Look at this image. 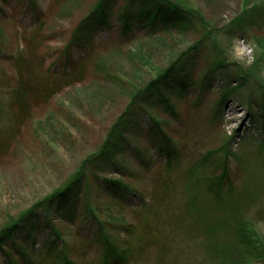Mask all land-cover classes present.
I'll return each mask as SVG.
<instances>
[{
    "label": "rangeland",
    "instance_id": "374dc122",
    "mask_svg": "<svg viewBox=\"0 0 264 264\" xmlns=\"http://www.w3.org/2000/svg\"><path fill=\"white\" fill-rule=\"evenodd\" d=\"M170 1L0 0V264H264V0Z\"/></svg>",
    "mask_w": 264,
    "mask_h": 264
},
{
    "label": "trees",
    "instance_id": "16d2710c",
    "mask_svg": "<svg viewBox=\"0 0 264 264\" xmlns=\"http://www.w3.org/2000/svg\"><path fill=\"white\" fill-rule=\"evenodd\" d=\"M142 1H144L143 3H145L148 0H142ZM165 2L166 3H163V5L162 4L161 5H154V7H152L150 10H145L146 8H144V10H142V9L141 10H132V9L127 10L125 12V14L120 17V19L122 20L121 21L122 22V25H121L122 26V32L119 31L118 36L120 38H122L121 41H124V42L128 41L130 38H132L131 37L132 32H135V31H140V32L144 31V33L147 37V36H152L153 32L156 31L158 26L166 27V31L170 32L171 28L183 27L185 24L189 25L190 23H194L196 20H199L200 23L202 21V23H203L202 16L196 12L190 11L185 6V4L183 2L177 1L176 4L171 3L170 0H165ZM145 5H146V3H145ZM107 6H108V4L106 1V4L104 3V6L100 9V12L92 15L90 17V21L88 23H90L91 25L99 24L103 28L108 27L110 25L111 15L108 13ZM185 21L187 23H184ZM181 22H183L182 26H181ZM164 24H168V25L165 26ZM186 63L187 62H185L184 64H186ZM183 67H185V65ZM175 68H177V65L176 66L174 65V67H172V69L167 71V73L164 75L163 78H160L157 82L152 84V86L150 85V87L147 89V91H145V95L143 96L144 99L140 102V105L142 103H145L147 101V98H150L151 95L153 96L156 93L162 94L163 92L169 90V88L172 84V82L170 81L171 79H169V78H170V76H172V74L174 72L173 70L176 71ZM142 92L143 91H141L139 93V95ZM161 99L163 101L167 102L168 106L171 107V105L169 104L168 98L161 97ZM169 150L170 149H168L167 151H169ZM225 174H228L227 168L225 169ZM228 175L226 177L219 175L220 179L219 178L217 179V183L214 185L215 188H221L223 182H226L229 180ZM10 228H13L12 225L5 228L3 230V232L8 231ZM14 229L15 228L11 229L8 233H11V231ZM128 232L131 233V232H133V230L129 229V230H127V233ZM4 235H6V234H2V236H4ZM10 236H11V234L6 235L4 237H1L0 241L5 240L6 238H8ZM12 241H15V240H12ZM128 251H130V252H127V251L126 252L130 253L132 255L129 257L127 256L128 260H129V264H134L135 260L140 261V257L144 253V251L140 252L139 249L137 250L136 247H134L132 245H130L128 247ZM115 256L118 258L117 263L121 264L125 260H127V258L125 256L117 255V254H115Z\"/></svg>",
    "mask_w": 264,
    "mask_h": 264
},
{
    "label": "bare ground",
    "instance_id": "6f19581e",
    "mask_svg": "<svg viewBox=\"0 0 264 264\" xmlns=\"http://www.w3.org/2000/svg\"><path fill=\"white\" fill-rule=\"evenodd\" d=\"M235 113H237V111H235ZM237 120V118H232L230 123H235Z\"/></svg>",
    "mask_w": 264,
    "mask_h": 264
}]
</instances>
